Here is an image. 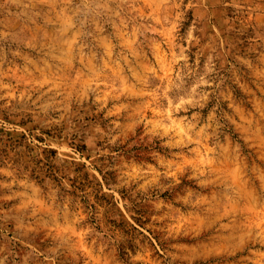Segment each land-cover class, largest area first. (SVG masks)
<instances>
[{
  "label": "rangeland",
  "instance_id": "374dc122",
  "mask_svg": "<svg viewBox=\"0 0 264 264\" xmlns=\"http://www.w3.org/2000/svg\"><path fill=\"white\" fill-rule=\"evenodd\" d=\"M0 264H264V0H0Z\"/></svg>",
  "mask_w": 264,
  "mask_h": 264
}]
</instances>
